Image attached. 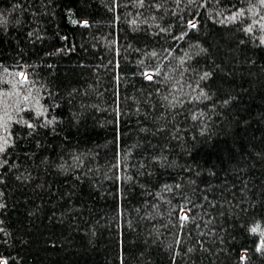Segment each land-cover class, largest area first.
I'll list each match as a JSON object with an SVG mask.
<instances>
[{"label": "trees", "instance_id": "trees-1", "mask_svg": "<svg viewBox=\"0 0 264 264\" xmlns=\"http://www.w3.org/2000/svg\"><path fill=\"white\" fill-rule=\"evenodd\" d=\"M0 145L3 264H264V2L0 0Z\"/></svg>", "mask_w": 264, "mask_h": 264}, {"label": "snow or ice", "instance_id": "snow-or-ice-1", "mask_svg": "<svg viewBox=\"0 0 264 264\" xmlns=\"http://www.w3.org/2000/svg\"><path fill=\"white\" fill-rule=\"evenodd\" d=\"M262 2H264V0H262ZM193 28H195L196 27V25L195 24H192L191 25ZM148 79H151V77L150 76H148L147 77ZM0 151H3V145H0ZM254 231H255V229H253ZM0 264H3V262H0Z\"/></svg>", "mask_w": 264, "mask_h": 264}]
</instances>
